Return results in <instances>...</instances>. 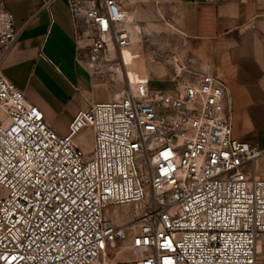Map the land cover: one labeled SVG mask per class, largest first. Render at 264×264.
<instances>
[{"label":"built area","instance_id":"2783aa9c","mask_svg":"<svg viewBox=\"0 0 264 264\" xmlns=\"http://www.w3.org/2000/svg\"><path fill=\"white\" fill-rule=\"evenodd\" d=\"M67 5L75 60L121 88L58 135L1 73L18 30L0 0V264H93L126 237L135 264H257L264 148L233 137L225 81H121L139 23L115 0ZM83 128L90 157L74 142ZM115 207L138 210L131 225L108 221Z\"/></svg>","mask_w":264,"mask_h":264},{"label":"crops","instance_id":"0c3cea01","mask_svg":"<svg viewBox=\"0 0 264 264\" xmlns=\"http://www.w3.org/2000/svg\"><path fill=\"white\" fill-rule=\"evenodd\" d=\"M44 1L1 0L18 30L1 63V73L41 111L49 127L65 135L77 111L109 101L121 86L94 85L83 64L75 60L67 0H50L47 9ZM115 1L127 17L139 23L144 37L176 36L172 52L179 73H173L180 80L190 73L222 78L233 137L264 148V0ZM155 27L162 31L154 33ZM130 54L127 50L123 54L121 81L130 82L124 63ZM166 70L159 68L158 73L170 76ZM151 80L160 81L152 78L148 84ZM171 80L176 76L167 81Z\"/></svg>","mask_w":264,"mask_h":264},{"label":"rangeland","instance_id":"374dc122","mask_svg":"<svg viewBox=\"0 0 264 264\" xmlns=\"http://www.w3.org/2000/svg\"><path fill=\"white\" fill-rule=\"evenodd\" d=\"M152 29L154 33L162 31L160 28L156 27ZM137 30H139L137 26L132 28L133 33H136V35ZM153 35L154 37L151 36L149 38L143 36L144 38L141 43H138L132 47V49L127 50L129 52L131 51V54L126 55V59H124L128 77L132 84L136 83L138 80L144 79L149 81L152 78H158L160 81H150L149 88L151 90H172L177 84V81L180 80L179 75L175 81H167L169 78L173 79L174 76H176V74L173 73L174 70L176 72L179 70L178 62L172 52L173 47L175 46L176 36L168 34L166 39H158L155 34ZM162 67H165L167 69L166 71H169L171 75L163 76V74H160L162 72L158 73L159 68ZM110 78L111 77H107L106 81ZM92 79L94 81V85L99 82H106L101 81V79L97 77H92ZM163 79L166 80V82H161ZM75 138H78L79 147L82 151L84 150L83 152L85 156L90 157L92 148L90 130L87 128L81 129ZM137 212L138 210L131 207H115L108 209L105 216L112 225L120 227L127 224L131 225L134 215ZM134 260L135 254L130 247L129 237H126V239L119 241L115 248L108 249L105 254L101 255L95 264H135ZM256 261L257 264H264V235L260 237L256 245Z\"/></svg>","mask_w":264,"mask_h":264},{"label":"bare ground","instance_id":"6f19581e","mask_svg":"<svg viewBox=\"0 0 264 264\" xmlns=\"http://www.w3.org/2000/svg\"><path fill=\"white\" fill-rule=\"evenodd\" d=\"M113 79H115L114 77H113ZM97 261V259L94 261V263L93 264H95V262Z\"/></svg>","mask_w":264,"mask_h":264}]
</instances>
